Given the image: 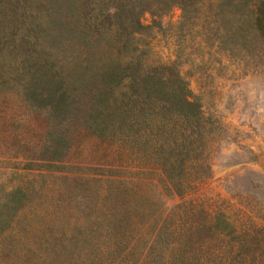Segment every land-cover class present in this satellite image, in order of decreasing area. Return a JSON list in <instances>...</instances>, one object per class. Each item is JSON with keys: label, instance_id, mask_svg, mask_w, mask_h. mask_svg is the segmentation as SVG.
Instances as JSON below:
<instances>
[{"label": "rangeland", "instance_id": "1", "mask_svg": "<svg viewBox=\"0 0 264 264\" xmlns=\"http://www.w3.org/2000/svg\"><path fill=\"white\" fill-rule=\"evenodd\" d=\"M10 15L0 9V36ZM212 15L207 2L191 18L178 6L144 12L133 40L143 63L177 66L213 121L209 176L190 193L80 120L61 127L68 145L55 158L42 106L24 101L17 80L0 85V264H136L161 228L229 216L246 196L264 202V57L229 53ZM18 57L0 44L4 76Z\"/></svg>", "mask_w": 264, "mask_h": 264}, {"label": "trees", "instance_id": "2", "mask_svg": "<svg viewBox=\"0 0 264 264\" xmlns=\"http://www.w3.org/2000/svg\"><path fill=\"white\" fill-rule=\"evenodd\" d=\"M206 2L229 53L264 57V0H0L11 12L0 44L19 51L0 85L17 80L24 101L42 106L55 158L68 145L61 127L80 120L91 134L144 154L173 192H193L209 176L213 121L177 66L143 63L133 40L144 12L178 6L191 18ZM136 264H264V202L246 196L229 216L214 210L199 223L161 228Z\"/></svg>", "mask_w": 264, "mask_h": 264}]
</instances>
